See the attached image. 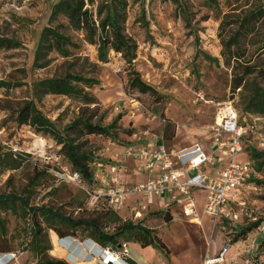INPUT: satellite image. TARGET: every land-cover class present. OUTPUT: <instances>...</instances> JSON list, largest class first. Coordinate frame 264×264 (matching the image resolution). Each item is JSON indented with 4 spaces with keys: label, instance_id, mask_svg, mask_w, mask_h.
I'll return each instance as SVG.
<instances>
[{
    "label": "rangeland",
    "instance_id": "374dc122",
    "mask_svg": "<svg viewBox=\"0 0 264 264\" xmlns=\"http://www.w3.org/2000/svg\"><path fill=\"white\" fill-rule=\"evenodd\" d=\"M55 1L0 0V35L21 43L17 48L0 49V81L8 83L0 86V140L25 158L21 169L0 175V193L24 194L31 204L48 203L73 213L79 209V203L88 209L106 206L103 198L95 201L92 197L95 184L58 181L52 171L61 166L69 167L58 152L59 146L49 136L35 134L27 125L18 126L14 121L12 112L32 96L33 81L66 71L97 78L98 83L85 90L99 100L100 110L106 111L104 122L109 123L120 114L118 124L132 131L131 135L120 132V142L90 135L89 141L103 160L120 157L123 145L163 138L167 124L169 131L173 130L170 139L163 138L167 147L199 143L211 152L216 105L230 101L238 112L239 123L248 127L244 149L235 159L248 158L254 166L260 162V159L250 158L249 146L264 151V115L251 114L244 106L246 95L255 86L264 87V76L260 75L264 70V49H260L262 30L240 38L241 60L254 67L243 90H232V67L240 62L234 58L226 62L221 38H226L235 28V23L231 22L236 16L264 4V0H126L122 32L134 46L132 68L156 90L155 94L141 93L129 84V64L123 56L109 52L108 60L99 61L96 46L84 41L78 31H68L80 44L71 56L51 52L47 65L33 67L40 32L44 26L53 24L49 15ZM102 2L105 0H93L86 5L97 22L105 12L102 7L104 11L98 17L97 9ZM222 21L223 27L219 29ZM229 50L233 51V46ZM115 60L122 62L119 71L114 67ZM37 106L61 128L77 116L80 103L64 95L48 94L37 100ZM211 153V161L215 163H209L206 170L210 167L209 173L215 175L228 157L215 150ZM122 165L121 176L133 180L132 160L126 159ZM45 166L47 175L37 179L28 193H23L31 182L34 168ZM255 171L257 175L241 188L238 201L228 205L229 216L236 215L234 220L224 216L210 220L199 208L201 223H191L177 206L169 209V220L155 206L144 213L142 223L152 228L167 247L166 261L161 260L159 264H199L202 256L216 252L235 228L258 219H261L260 226L264 225V164L259 170L255 166ZM116 213L130 220L129 208ZM2 216L6 220L9 244L15 252L8 264H34L36 258L30 244L28 249L23 247L27 220L21 218L19 203L16 212L9 210ZM48 236L52 244L48 254L65 260L67 248L61 247L59 237L52 230H48ZM74 238L83 241L87 237L78 231ZM258 238L260 241L261 236Z\"/></svg>",
    "mask_w": 264,
    "mask_h": 264
},
{
    "label": "trees",
    "instance_id": "16d2710c",
    "mask_svg": "<svg viewBox=\"0 0 264 264\" xmlns=\"http://www.w3.org/2000/svg\"><path fill=\"white\" fill-rule=\"evenodd\" d=\"M236 2L239 0H235ZM93 0H57L50 10L49 21L53 24L42 28L32 66L43 67L49 62L48 55L56 52L62 57H69L80 44L72 39L69 30L78 31L83 34V39L89 44L95 45L98 60H108L109 52L124 57L129 64V84L141 93L155 94L156 90L141 79L138 72L132 68L131 50L134 48L122 32V22L126 0H105L97 9L100 17L97 22L92 11L86 5L92 4ZM103 7V9H102ZM231 23L235 28L226 38H221L222 55L229 63L230 58L240 62L232 67L231 87L232 90L245 89L247 77L253 73L254 67L248 61H242L243 53L240 52V38L257 29L262 30L260 35V49H264V4H259L248 10L242 16H236ZM223 21L219 25L222 29ZM21 43L12 37L0 35V49L17 48ZM233 46V51H230ZM95 66V65H94ZM264 76V70L260 72ZM98 80L92 76L82 73L64 72L61 75H52L37 79L32 83L31 97L24 100L21 106L13 111L14 121L18 126L27 125L30 130L39 135L49 136L56 145L58 152L69 164L71 170L77 171L81 181L87 184H95L94 163L109 162L103 160L97 154V148L89 141V136H103L111 141L120 142V132L131 135V130H125L118 124L120 114L109 123L104 122L105 110H100L99 100L85 88L97 84ZM8 83L0 81V86H7ZM64 95L79 101V111L75 118L63 127H58L54 120L42 113L37 106V100L44 95ZM245 109L251 114L264 115V87L255 86L245 97ZM167 124L163 130V138L170 139L173 130L169 131ZM122 142V141H121ZM127 145V144H126ZM250 158L260 159L256 169L259 170L264 164V151L250 147ZM25 165V158L20 152L13 150L0 140V175L21 169ZM48 167L34 168V175L28 188L23 193L29 192L32 185L43 175H47ZM11 174L8 175L7 179ZM51 187L50 189H52ZM57 189V188H55ZM54 189V191H55ZM19 203L21 218L27 220V227L24 229L26 242L24 249L30 244V249L35 255L34 264H69L63 259L48 254L52 248L48 236V230H52L59 238L66 236L75 237L79 231L87 238L92 239L100 246H110L119 249L125 242H137L142 247L152 246L167 254V247L164 242L155 234L154 230L145 226L141 220L133 222L124 220L107 206L99 209H88L81 207L73 212H66L61 206H54L48 203L31 204L26 195L17 194L13 191L0 193V253L13 252L7 237L6 220L2 213L11 210L16 212V204ZM164 218L170 219L169 208L161 209ZM157 212V210L155 211ZM261 219L250 222L248 225H241L233 230L231 237L226 241L234 243L246 239L249 233L260 226ZM264 256V234L261 235L258 250L255 257Z\"/></svg>",
    "mask_w": 264,
    "mask_h": 264
},
{
    "label": "built area",
    "instance_id": "2783aa9c",
    "mask_svg": "<svg viewBox=\"0 0 264 264\" xmlns=\"http://www.w3.org/2000/svg\"><path fill=\"white\" fill-rule=\"evenodd\" d=\"M120 60H115L116 71L120 70ZM212 150L228 157L227 162L215 175L206 172L212 153L199 143L174 149L164 143L162 137L146 143H130L121 147L120 157L109 162L94 163L95 189L92 197L103 198L105 205L118 212L123 208L130 209V220L137 222L152 207L159 209L177 206L180 213L188 221L200 223L197 212L198 193L203 192V212L211 219L229 216L228 205L236 203L242 187L257 175L255 166L248 158L237 160L235 157L244 149L243 141L247 136L248 127L239 123L238 112L230 101L216 105L213 119ZM130 159L136 173L144 175L142 181L133 182L124 179L122 162ZM124 172V171H123ZM60 182L80 184L81 177L77 171L67 166L52 171ZM264 234V225L258 226L243 239L245 247L242 251L230 253L232 244L225 241L214 253L204 254L200 264H264V256L255 257L258 250V236ZM61 247L68 249L69 240L82 246V255H72L67 249L65 260L69 264H133L127 257V242L119 249L100 246L90 238L79 241L72 236L59 238ZM67 239H69L67 241ZM15 254L0 253L1 264H8Z\"/></svg>",
    "mask_w": 264,
    "mask_h": 264
},
{
    "label": "crops",
    "instance_id": "0c3cea01",
    "mask_svg": "<svg viewBox=\"0 0 264 264\" xmlns=\"http://www.w3.org/2000/svg\"><path fill=\"white\" fill-rule=\"evenodd\" d=\"M187 146H189V145H187ZM187 146H184V147H187ZM180 148H183V147H180ZM174 149H179V148H174ZM206 172H211L210 167H209V170L208 169L206 170ZM132 175L135 177L133 180H130V181L138 182V181H142L144 179V175H142L140 173H136L134 171V169L132 170ZM202 195H203V192L198 193L197 212H199V210H200L199 208H202V206H203ZM169 209L172 210L173 209L172 206H170ZM202 215L207 216V218L211 220V218L203 212V208H202ZM198 216H199V220H200L199 213H198ZM191 223H194V222H191ZM200 223H201V220H200ZM200 223H198V224H200ZM258 236H260V235H258ZM258 240H259V238H258ZM242 241H243V239L232 243V246L230 249L231 254H234L238 251H242V249L245 247V244H244L245 242H242ZM61 243H63V242H61ZM72 244H74V245H72ZM87 245H89L88 242H85L84 244H82V246H78L77 243L72 242V243L68 244L67 251L72 255H77V254L82 255V253L80 252V248L84 247L87 249V247H86ZM70 247H72V248H70ZM127 250H128L127 257L130 260V262L133 264H159L161 260L166 261L165 257H164L165 255L162 252H160L158 249H156L152 246L142 247L137 242H127ZM203 256H202V258H203ZM202 258H201V260H202ZM201 260H200V262H201ZM1 263L2 262H0V264Z\"/></svg>",
    "mask_w": 264,
    "mask_h": 264
},
{
    "label": "bare ground",
    "instance_id": "6f19581e",
    "mask_svg": "<svg viewBox=\"0 0 264 264\" xmlns=\"http://www.w3.org/2000/svg\"><path fill=\"white\" fill-rule=\"evenodd\" d=\"M89 244V243H88ZM72 245H74V244H72ZM90 245V244H89ZM89 245H87L86 247L88 248L89 247Z\"/></svg>",
    "mask_w": 264,
    "mask_h": 264
}]
</instances>
